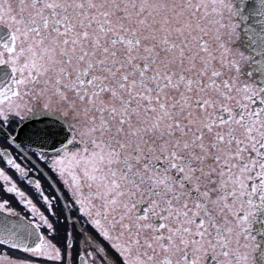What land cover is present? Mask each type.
Returning <instances> with one entry per match:
<instances>
[{"label": "snow or ice", "instance_id": "obj_1", "mask_svg": "<svg viewBox=\"0 0 264 264\" xmlns=\"http://www.w3.org/2000/svg\"><path fill=\"white\" fill-rule=\"evenodd\" d=\"M0 264H264V0H0Z\"/></svg>", "mask_w": 264, "mask_h": 264}]
</instances>
